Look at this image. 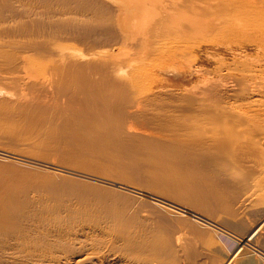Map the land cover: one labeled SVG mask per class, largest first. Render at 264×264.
Returning a JSON list of instances; mask_svg holds the SVG:
<instances>
[{
  "label": "bare ground",
  "instance_id": "6f19581e",
  "mask_svg": "<svg viewBox=\"0 0 264 264\" xmlns=\"http://www.w3.org/2000/svg\"><path fill=\"white\" fill-rule=\"evenodd\" d=\"M259 182L264 0H0V264H233Z\"/></svg>",
  "mask_w": 264,
  "mask_h": 264
},
{
  "label": "rangeland",
  "instance_id": "374dc122",
  "mask_svg": "<svg viewBox=\"0 0 264 264\" xmlns=\"http://www.w3.org/2000/svg\"><path fill=\"white\" fill-rule=\"evenodd\" d=\"M256 186L249 189V191L253 189L257 195V197L256 195L252 196L257 199L250 201L251 204H248L250 203L249 200L241 204L242 199L247 196V194H244L240 198L241 202L237 201V203H234L236 205H232V207L234 206L233 209L239 204L243 205L237 207V210L235 209L236 213L232 214L228 209H225L226 212L223 208L215 214L213 220L217 228L203 222L208 228L207 236L203 242L205 251L223 261L233 258L235 261H233V264H264V183L259 182ZM188 216L195 221H201L189 214ZM256 227H259V229L251 236L248 242L249 245H244L242 249H239L241 241L237 237L247 238Z\"/></svg>",
  "mask_w": 264,
  "mask_h": 264
}]
</instances>
